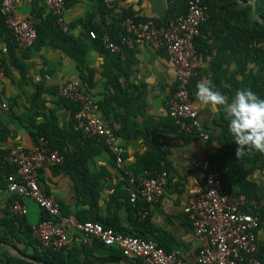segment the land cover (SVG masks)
Returning a JSON list of instances; mask_svg holds the SVG:
<instances>
[{
  "label": "crops",
  "instance_id": "0c3cea01",
  "mask_svg": "<svg viewBox=\"0 0 264 264\" xmlns=\"http://www.w3.org/2000/svg\"><path fill=\"white\" fill-rule=\"evenodd\" d=\"M73 1L70 6L65 4L64 9L68 28L65 33L72 42L63 44L53 37L52 41L36 42L33 48L21 50L9 48L8 34H0V53L7 66L5 77L0 79V159L3 157V162L16 146L32 149L39 135L44 134L55 150L71 159L68 165L45 168L39 174L42 191L60 204L64 216L81 223H100L126 236L153 240L166 251H180L186 264H196L200 242L185 208L191 199L205 192V167L211 163L210 157L220 151L219 136L228 117L223 106L202 105L195 93L197 84L206 82L225 97L226 103L230 102L229 77L237 64H228L229 56L219 53V41L212 36L215 26L202 33L204 43L201 42L200 47L205 53H202V67L192 82L191 93L193 109L210 140L205 142L193 137L186 140L169 116L168 102L177 85L167 54L141 47L116 55L103 43L94 46L89 37L90 28H95V33L99 34L104 30L108 34L118 30L126 13L140 19L163 21L169 9L168 0ZM17 10L22 17L33 18L35 25L48 20L55 25V18L44 0L37 5L34 0H17ZM36 10L42 12L40 17ZM77 56L83 57L82 68ZM215 63L220 65V69L215 68L218 74L226 79L213 81ZM73 82H80L83 90L100 104L96 116L124 144L123 171L116 167L114 157L100 140L87 142L86 137L76 135L73 130L76 105L57 94L60 86ZM114 98L121 104L112 105ZM106 99L110 102L104 105ZM236 147L231 139L230 150L236 151ZM256 152L243 154L254 157ZM149 154L163 159L161 170L166 169L170 177L160 203L145 206L139 201L138 206L150 212L144 219L130 201L128 179L129 176L139 179L154 172L146 169L145 159L153 158ZM248 180L256 185L258 203L264 211V170H254ZM79 181L84 182L79 185ZM87 183L91 184L93 192L89 204L80 197L78 189ZM2 186L0 221H7L12 229L0 222L2 264H144L142 259L125 258L115 247L101 243L86 246L80 242L82 236L77 232L68 234L70 244L61 251L62 255L46 257L48 251L42 250L36 242L31 245L28 238V229L42 222L44 211L33 201L8 192L4 181ZM16 202L27 208V215L19 216L20 222L11 224L9 220L18 216L11 211ZM258 238L264 247V215Z\"/></svg>",
  "mask_w": 264,
  "mask_h": 264
},
{
  "label": "built area",
  "instance_id": "2783aa9c",
  "mask_svg": "<svg viewBox=\"0 0 264 264\" xmlns=\"http://www.w3.org/2000/svg\"><path fill=\"white\" fill-rule=\"evenodd\" d=\"M44 4L55 18L59 30L67 32L65 1L44 0ZM0 13L18 48H33L38 39L35 21L18 13L17 0H3ZM209 18L207 6L201 0H193L186 14L171 17L162 24L153 19L136 21L127 17L119 23L115 39L107 33L101 38L104 47L116 55L141 47L166 53L177 85L168 102L169 116L181 132L205 142L210 140V136L193 109L191 85L202 67V54L195 47V39L200 36L202 26ZM89 36L98 38L94 31ZM6 72L7 66L0 53V79L5 77ZM57 94L77 107L73 130L88 139L100 140L114 157L116 167L123 171L125 146L120 137L96 116L100 104L83 90L80 82L60 86ZM64 164V156L46 138L39 137L30 150L22 146L13 147L4 160L2 169L5 172H0V194L4 181L8 192L33 201L47 214V219L32 227V237L39 242L42 250L63 251L70 244L68 234L77 232L82 236L80 242L86 246L101 243L115 247L125 258L142 259L144 264H186L180 251H166L153 240L126 236L104 228L100 223H81L64 216L60 204L45 195L39 185L42 169ZM9 169L12 172L8 173ZM205 170V192L191 199L185 208L193 224L194 235L200 242L196 264H262L257 256L260 250L258 230L262 223L258 201L226 190L217 165L209 163ZM169 177L164 168L139 179L129 176L130 201L138 207L142 218H147L150 212L144 206H138L139 201L145 206L160 203ZM11 211L21 217L27 215V208L19 202L13 204Z\"/></svg>",
  "mask_w": 264,
  "mask_h": 264
},
{
  "label": "trees",
  "instance_id": "16d2710c",
  "mask_svg": "<svg viewBox=\"0 0 264 264\" xmlns=\"http://www.w3.org/2000/svg\"><path fill=\"white\" fill-rule=\"evenodd\" d=\"M3 0H0V7ZM35 4H39L42 0H34ZM193 0H168L169 9L166 12V17L163 21L155 20L158 24H162L164 21L176 15L186 14L188 10L189 3ZM204 5L207 6L209 10L210 18L202 26L201 34L195 39V47L199 53H205L204 49L200 47L202 40V33L210 31L208 29L211 26H215L212 31V36L215 37L219 42L217 45L218 51L222 55H228V64L236 62L237 68L231 75L230 79V89L228 90V96L231 100L238 90L250 89L256 93L260 98H264V0H201ZM74 3L73 0H65V4L70 6ZM255 8V11L254 9ZM37 16H41L42 12L35 11ZM134 18L136 21H145L146 19H140L134 16L133 13H126L123 18ZM122 18V19H123ZM219 23V24H218ZM38 39L37 43L44 44L46 41H52L53 37L57 41H61L63 44L72 42V39L63 31L54 25L53 21H47L44 23H37L35 25ZM91 31L95 32V28H90ZM98 33V32H96ZM108 34V31L104 30L100 34L98 33V38L93 39V45H102V36ZM117 30L111 32L110 35L113 39L116 38ZM0 34H8L9 48L13 47L19 49L17 43L15 42L13 36L7 29L5 21L0 13ZM90 37V36H89ZM91 38V37H90ZM92 39V38H91ZM212 48V47H211ZM208 47V49H211ZM82 68L83 57H75ZM220 69V65L213 64L212 67V79L218 82L221 78L226 79L218 74L217 69ZM228 79V78H227ZM83 80L86 78L83 75ZM109 100L104 101V105L109 104ZM112 105H120L118 98L111 100ZM77 107L74 109V112ZM173 122V121H172ZM175 125V123L173 122ZM180 135L188 140L193 136L181 132L178 126H176ZM76 135L83 138L84 135L76 133ZM45 137L44 134H40L39 137ZM85 137V136H84ZM47 139V137H45ZM87 138V137H86ZM232 137L228 131V118L225 121V125L222 128V132L219 136L220 151L218 154L210 157L211 164H216L219 168L221 176L224 180V187L229 192L235 191V194L245 195L248 199H254L259 202V195L256 190V185L248 180L249 175L256 169L264 170V154L256 152L254 157H247L243 153L237 157L236 151L230 150L229 144ZM87 142H95L92 139H86ZM104 145V144H103ZM105 147V146H104ZM106 148V147H105ZM153 158L150 161V157L145 159L147 170L152 173H157L161 171L162 158H154V155H150ZM0 159V172L4 166V161ZM71 162L70 157H65V164L68 165ZM12 172L11 169L8 173ZM81 180V178H78ZM80 182L84 181H79ZM79 194L82 199L88 204L90 203V198L93 197L91 184L79 186ZM261 220L263 224V208L260 207ZM19 216H15L13 220H9L11 224L15 221H19ZM47 219V214L44 212V217L42 221ZM4 222L7 228L11 231L12 229L8 225L7 221ZM20 222V221H19ZM260 225V227H261ZM109 228V227H104ZM260 229V228H259ZM28 238L31 240V245L39 244L37 240L32 237V228L28 229ZM259 231V230H258ZM134 237H139L138 235H132ZM34 239V240H33ZM40 245V244H39ZM62 252H51L48 251L46 257L50 258L59 257ZM257 256L262 264H264V247L260 245V250ZM0 264H2L0 262Z\"/></svg>",
  "mask_w": 264,
  "mask_h": 264
},
{
  "label": "clouds",
  "instance_id": "9594fccd",
  "mask_svg": "<svg viewBox=\"0 0 264 264\" xmlns=\"http://www.w3.org/2000/svg\"><path fill=\"white\" fill-rule=\"evenodd\" d=\"M195 95L202 105L224 107L228 131L237 146V157L252 150L264 154V98L250 89H243L226 103L225 97L206 82L197 84Z\"/></svg>",
  "mask_w": 264,
  "mask_h": 264
},
{
  "label": "water",
  "instance_id": "95a60500",
  "mask_svg": "<svg viewBox=\"0 0 264 264\" xmlns=\"http://www.w3.org/2000/svg\"><path fill=\"white\" fill-rule=\"evenodd\" d=\"M254 9V11H255V8H253Z\"/></svg>",
  "mask_w": 264,
  "mask_h": 264
}]
</instances>
